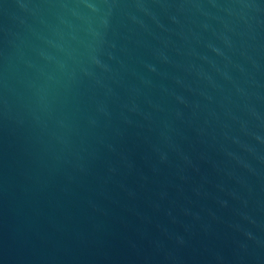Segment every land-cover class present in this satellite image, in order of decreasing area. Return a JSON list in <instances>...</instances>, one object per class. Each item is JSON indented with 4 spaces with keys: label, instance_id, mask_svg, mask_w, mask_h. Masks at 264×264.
<instances>
[{
    "label": "water",
    "instance_id": "95a60500",
    "mask_svg": "<svg viewBox=\"0 0 264 264\" xmlns=\"http://www.w3.org/2000/svg\"><path fill=\"white\" fill-rule=\"evenodd\" d=\"M0 264H264V0H0Z\"/></svg>",
    "mask_w": 264,
    "mask_h": 264
}]
</instances>
